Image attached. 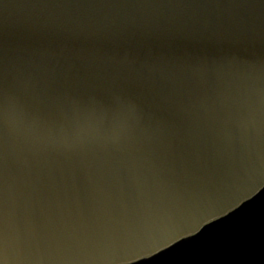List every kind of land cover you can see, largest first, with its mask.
<instances>
[{"label": "water", "instance_id": "obj_1", "mask_svg": "<svg viewBox=\"0 0 264 264\" xmlns=\"http://www.w3.org/2000/svg\"><path fill=\"white\" fill-rule=\"evenodd\" d=\"M0 264H264V0H0Z\"/></svg>", "mask_w": 264, "mask_h": 264}]
</instances>
